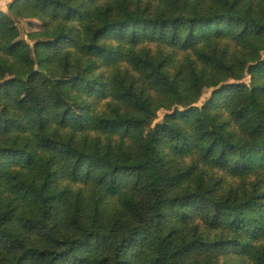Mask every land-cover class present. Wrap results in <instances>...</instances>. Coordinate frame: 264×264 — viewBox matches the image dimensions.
<instances>
[{
    "label": "trees",
    "instance_id": "obj_1",
    "mask_svg": "<svg viewBox=\"0 0 264 264\" xmlns=\"http://www.w3.org/2000/svg\"><path fill=\"white\" fill-rule=\"evenodd\" d=\"M0 264H264V0L0 8Z\"/></svg>",
    "mask_w": 264,
    "mask_h": 264
},
{
    "label": "rangeland",
    "instance_id": "obj_2",
    "mask_svg": "<svg viewBox=\"0 0 264 264\" xmlns=\"http://www.w3.org/2000/svg\"><path fill=\"white\" fill-rule=\"evenodd\" d=\"M12 0H0V8H3L6 10L8 7V3ZM17 25L21 31L20 37L18 38L19 41H28L32 45L34 44V33L38 30H40L43 26L41 20L39 19H21L19 22H17ZM248 81V79H246ZM207 96V94L205 95ZM166 111L160 110L157 114V119L155 120V123L162 121L165 118Z\"/></svg>",
    "mask_w": 264,
    "mask_h": 264
}]
</instances>
